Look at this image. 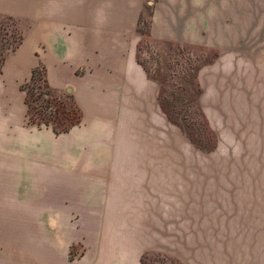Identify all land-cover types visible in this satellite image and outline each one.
Listing matches in <instances>:
<instances>
[{"label": "crops", "instance_id": "0c3cea01", "mask_svg": "<svg viewBox=\"0 0 264 264\" xmlns=\"http://www.w3.org/2000/svg\"><path fill=\"white\" fill-rule=\"evenodd\" d=\"M139 6L0 0V14L34 18L0 72V264H141L156 249L153 209L169 199V169L146 145L169 120L157 82L137 61V41L123 39L137 29ZM85 15L122 20L98 34L85 29ZM39 63L81 111L67 132L27 123L19 85Z\"/></svg>", "mask_w": 264, "mask_h": 264}, {"label": "rangeland", "instance_id": "374dc122", "mask_svg": "<svg viewBox=\"0 0 264 264\" xmlns=\"http://www.w3.org/2000/svg\"><path fill=\"white\" fill-rule=\"evenodd\" d=\"M140 3L142 22L123 39L137 41V57L162 83L169 112L187 110L198 127L201 109L213 136L206 127L199 133L215 143L198 149L170 121L148 137L146 150L163 155L157 162L169 169L170 188L153 209L158 238L145 263L264 264V0ZM4 16L0 68L34 20ZM67 18L79 24L78 16ZM121 20L85 15V29L100 34Z\"/></svg>", "mask_w": 264, "mask_h": 264}, {"label": "trees", "instance_id": "16d2710c", "mask_svg": "<svg viewBox=\"0 0 264 264\" xmlns=\"http://www.w3.org/2000/svg\"><path fill=\"white\" fill-rule=\"evenodd\" d=\"M142 16V14L139 15V25L142 22ZM4 17L8 19L12 18V16L10 15H6ZM22 39L23 37H20L17 45L12 47L10 50L14 51L21 43ZM3 61L1 62L2 64ZM137 61L143 66L147 73V76L153 79L149 75L146 67L138 59V57ZM154 81H156L159 86L158 101L161 110L165 114L167 119L171 123L177 125L190 139L195 147L204 151H211L214 148L215 143L204 140L205 133L202 136L199 133L200 130H202V127H206V130L208 129L205 117L201 109L198 108V112L200 114V117L202 118V123H198V127L194 126L195 123L186 119V114L188 112L187 110L177 111L175 112L177 117L173 116L163 103L165 93L162 87V83L158 82L157 80ZM20 90L25 92L24 102L26 104V117L27 123L29 125H34L36 127H41L43 125L50 126L55 134H60L67 132L71 127L79 124V122L81 121V111L76 104L73 95L69 92L52 88L48 84L46 78V69L42 63H39L32 70L30 78L20 85ZM198 96L199 91L196 95V98H194L195 102H197ZM180 114L181 116H179ZM208 132L213 136V132L211 130L208 129ZM147 255H149V252H145L141 256V264H146L145 258L147 257ZM166 257L168 258L169 255H167ZM170 264H172V262Z\"/></svg>", "mask_w": 264, "mask_h": 264}]
</instances>
